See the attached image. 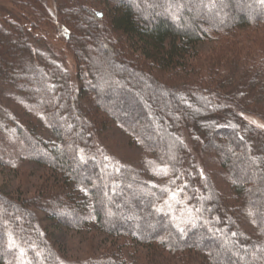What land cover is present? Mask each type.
<instances>
[{
	"label": "trees",
	"instance_id": "1",
	"mask_svg": "<svg viewBox=\"0 0 264 264\" xmlns=\"http://www.w3.org/2000/svg\"><path fill=\"white\" fill-rule=\"evenodd\" d=\"M95 1L57 14L62 39L92 41L70 43L73 77L52 59L45 70L26 63L41 23L36 13L23 12L17 32L0 21V79L40 102L54 138L11 117L22 145L17 158L52 172L45 197L30 204L42 202L48 218L69 229L93 225L148 248L147 264H188L191 255L193 264H264V127L246 118L264 125V52L257 58L248 45L234 49L264 41V3ZM112 122L151 155L163 184L96 152V137ZM70 185L91 201L76 199ZM29 206L0 192V264H69ZM121 246L76 264H127Z\"/></svg>",
	"mask_w": 264,
	"mask_h": 264
},
{
	"label": "rangeland",
	"instance_id": "2",
	"mask_svg": "<svg viewBox=\"0 0 264 264\" xmlns=\"http://www.w3.org/2000/svg\"><path fill=\"white\" fill-rule=\"evenodd\" d=\"M97 5L95 0H0V21L1 23L2 21L6 22L2 24L10 33L12 31L17 32L19 27L15 23H21L22 13H30V11L36 13L41 18V23L40 27L34 31L36 38L32 39L29 47V52L31 51L33 57H27L26 59L29 61H26V63H29L33 69L35 63H38L45 70L49 66L50 59H52L67 71L69 76L73 77L78 70V63L74 59L71 48L73 46L76 48L80 43L93 47L92 41L87 35L79 37V42L77 40L72 42V40L62 39L59 34L60 30L55 23L58 20L57 14L59 11L71 10L66 9V7H92ZM69 20L74 21V17L72 16ZM81 24L85 23L82 22ZM92 33L94 34V32ZM257 36L261 38L259 35ZM70 43L73 46L70 47ZM99 43L103 47L108 46L106 41H99ZM246 45L250 46L248 54L253 57L258 58L264 52V41L262 39L247 43L244 40L239 41L234 49L238 52ZM210 46L206 43L200 50L206 52ZM38 53H42L40 58L36 55ZM93 54L92 57L96 58L97 55ZM33 71L36 73V70ZM27 96L30 97L26 92L17 91V88L15 89L12 85L0 79V192L11 195L18 201H25L26 204L30 205L29 207L34 211L40 225L45 228L47 238L53 244L52 246L63 261L69 264L96 259L102 257L103 254L108 256V253H111L120 244L122 245L120 249L127 264L151 263V253L148 248L134 245L125 239H114V237L105 235L93 225L81 228L79 231L69 229L48 218L47 213L41 210L42 202L39 207L30 204L32 200L33 202H40L39 199L42 201L45 197L42 190L46 184L51 183L49 179L53 180L52 172L47 167L37 165L33 161L17 158L22 145L13 132L11 117L32 127L39 136L47 140L53 141L54 138L48 130L41 112L42 105L35 100V102H31ZM246 118L251 124L264 127L262 120L258 118L252 116ZM85 122L89 125L91 119L88 118ZM182 137L183 140H187L188 144H191L186 135ZM96 138L94 145L96 152L101 156L108 157L113 166L122 163L131 164L140 167L147 180L157 185L164 183L162 177L158 175L160 168L158 169L157 165L151 160V155L134 137L128 135L115 123L112 122L106 126ZM207 165L208 169L206 168V171L210 177L216 180L220 188L224 187L226 181L222 176H219L215 164L208 163ZM62 182L64 180L61 179ZM70 187L76 199L86 203L91 201L88 194L78 185H70ZM247 225V228L252 229L249 224ZM174 261H176V264L180 262L178 259H173L172 262ZM188 264H193L192 255L188 260Z\"/></svg>",
	"mask_w": 264,
	"mask_h": 264
},
{
	"label": "snow or ice",
	"instance_id": "3",
	"mask_svg": "<svg viewBox=\"0 0 264 264\" xmlns=\"http://www.w3.org/2000/svg\"><path fill=\"white\" fill-rule=\"evenodd\" d=\"M262 3H264V0H261ZM181 232H183V230L181 229Z\"/></svg>",
	"mask_w": 264,
	"mask_h": 264
}]
</instances>
